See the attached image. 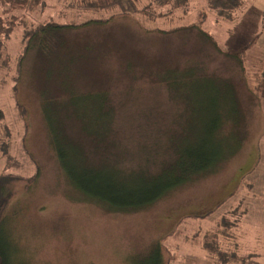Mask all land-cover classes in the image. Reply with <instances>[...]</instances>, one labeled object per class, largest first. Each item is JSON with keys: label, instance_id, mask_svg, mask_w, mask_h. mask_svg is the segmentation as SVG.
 <instances>
[{"label": "rangeland", "instance_id": "374dc122", "mask_svg": "<svg viewBox=\"0 0 264 264\" xmlns=\"http://www.w3.org/2000/svg\"><path fill=\"white\" fill-rule=\"evenodd\" d=\"M129 1L133 12L122 17L113 9L74 14L75 0H45L26 16L32 14L36 24L79 28L41 36L25 56L24 29L18 26L12 35L9 55L0 61V150L9 149L20 162L12 174L32 178L15 183L5 214L0 238L9 257L14 264H150L157 248L168 264H243L235 254L246 264H264V0H245L247 10L231 21L210 9L208 0L158 6L159 17L145 9L144 0ZM200 32L212 33L217 45ZM178 69L180 83L194 70L235 85L249 124L245 147L215 172L138 211L115 212L84 200L59 165L45 102L106 92L125 150L118 163L128 170L148 164L155 171L174 159L168 140L184 139L187 122L191 132L204 97L197 82L188 107L186 95L168 87L174 77H166ZM57 106L58 112L49 110L53 117L67 121L68 133L78 137V121L70 115L67 120ZM23 135L26 153L20 150ZM94 151L89 154L99 163ZM247 158H253L249 168ZM5 159L0 154V174ZM219 249L229 260L218 257Z\"/></svg>", "mask_w": 264, "mask_h": 264}, {"label": "trees", "instance_id": "16d2710c", "mask_svg": "<svg viewBox=\"0 0 264 264\" xmlns=\"http://www.w3.org/2000/svg\"><path fill=\"white\" fill-rule=\"evenodd\" d=\"M44 2L45 0H0V61L5 60L6 54L9 55L8 45L13 39L12 35L16 28H19L18 26L20 29H24L22 34L24 56L28 51L30 52L35 46L36 40L41 36L57 37L56 34L64 29L76 30L79 28L80 25L73 24L61 26L36 24L35 20L30 19L32 14L26 16ZM127 2L129 3L128 6L123 4L122 0H75L73 6L70 7L74 14L88 9L94 10L96 13L100 10L109 11L113 9L118 13V16L124 17L133 12H129L132 3L130 4L129 0ZM142 2L147 4L146 10H153L156 14L155 17H159L156 13V10L159 9L158 6L166 8L172 4L174 8H180L183 3L188 1L144 0ZM207 2L210 9L230 21L238 19L247 10L246 7H243L246 4L245 0H208ZM102 21L94 20V23ZM200 34L217 45L212 33L200 32ZM24 56L20 62L24 60ZM54 57L55 54L46 56L49 59ZM246 70L243 71V75ZM179 72L178 69L171 76L166 77L167 79L174 77L172 85L168 87L174 86L179 90V95H186L182 99L187 101V105L190 107L191 94L198 82L204 95L199 100L201 107L199 106L198 112L200 114L198 113L199 117L195 122L194 119L191 121L190 133H188V122L185 123V128L183 127L184 139L172 138V136L169 138L167 146H170L172 154L174 152V159L170 160L169 157L164 162L161 161L162 163H159L160 169L155 171L148 164L128 170L118 163L119 157L125 156V150H123L116 132L118 123L115 117V109L106 92L99 91L75 96L72 93L66 101L57 102V100L49 99L45 102L50 141L59 165L69 183L83 194L84 200L101 204L115 212L138 211L153 204L169 191L191 183L193 179L195 180L203 174L215 172L219 166L245 147L243 145L248 138L249 124L243 109L244 106L242 107V99L234 91L235 85L232 82L224 81L217 75L201 78L194 70L183 74V82L180 83L177 75ZM246 80H248L247 74ZM188 97L190 98L188 99ZM207 103H210L208 107L206 106ZM58 104L66 112L65 118L67 120L72 116L80 124L81 134L79 133L78 137H73L68 133L65 125L68 123L67 121L64 122L59 118L56 120L49 111L51 108L55 111L60 110ZM23 118L24 116H21V120ZM197 121L198 123H196ZM226 127L227 129H225ZM1 128L0 125V138L3 136ZM170 128L172 127L170 126ZM193 132L197 134L194 135ZM199 134L202 135L201 138H199ZM25 138L26 135H23V146L21 145L22 149L20 148L23 153L27 152ZM160 138L164 137L161 135ZM3 143L7 145V142ZM144 146L146 145L143 143L140 148ZM93 148L97 157L101 158L99 163L95 162L89 154ZM0 154L6 158L4 171L0 174V233H3V228L7 223L5 214L10 200L16 192H14L15 183L28 182L29 180L26 179L32 177L24 178V176L21 177L10 172L15 163L20 162L10 154L9 149L7 152L0 150ZM249 158L245 163L248 168L250 164H253V158ZM147 160L150 161V159ZM30 184L28 183L27 186L30 187ZM225 226L229 229L233 227L229 224ZM6 244L0 238V264H14L9 257ZM154 251L155 256L150 260V264H168L160 249L155 248ZM216 252L218 257H223V261L225 258L229 260V256L226 257L227 252L220 249ZM250 257L253 256L250 255ZM234 258H238V262L239 259L242 260L243 264H246L248 260L245 257H240V254H235ZM252 264L259 263L254 261Z\"/></svg>", "mask_w": 264, "mask_h": 264}, {"label": "flooded vegetation", "instance_id": "af4514ba", "mask_svg": "<svg viewBox=\"0 0 264 264\" xmlns=\"http://www.w3.org/2000/svg\"><path fill=\"white\" fill-rule=\"evenodd\" d=\"M223 201V200H222ZM222 201H219V203L218 204H220ZM216 208V207H215Z\"/></svg>", "mask_w": 264, "mask_h": 264}]
</instances>
